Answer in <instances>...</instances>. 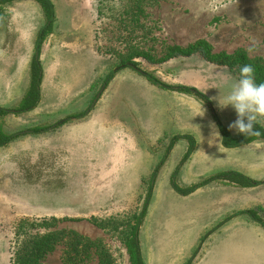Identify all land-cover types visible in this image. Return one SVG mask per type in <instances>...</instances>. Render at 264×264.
<instances>
[{"label":"rangeland","instance_id":"1","mask_svg":"<svg viewBox=\"0 0 264 264\" xmlns=\"http://www.w3.org/2000/svg\"><path fill=\"white\" fill-rule=\"evenodd\" d=\"M82 1L52 0L56 19L39 58L45 70L42 108L55 101L52 95L57 88L65 110L61 117L13 113L25 82L6 80L7 74L0 77V109L9 112L0 116V128L15 136L0 149V264H13L24 239L47 232L63 233L41 264H78L71 259L69 232L96 243L79 264H99L102 253L113 264H130L124 243L150 188L151 199L138 232L145 263L197 264L196 253L214 230L224 228V218L214 221L209 202L200 209L182 207L183 200L170 185L172 176L157 174L152 179L157 166L149 158H143L138 172L131 170L127 143L132 136L137 141L152 136L161 125L174 127L177 117L197 103L201 126L205 116L214 123V114L229 129L237 114L230 106L220 109L215 98L219 92L226 96L238 78L199 56L151 64L139 55L160 60L170 46L206 40L215 53L242 51L264 67V0H92L87 9ZM15 4L5 6L0 20V69L13 59L9 54L19 53L13 49L17 32L8 29L11 24L19 26L16 14L37 15L36 8L20 10ZM24 30L31 36L29 29ZM131 63L170 89L152 85L128 66ZM178 87L196 90L208 105L192 93L175 90ZM75 110L85 116L70 119ZM256 123L264 127V118ZM150 148L153 154L159 150ZM261 152L264 140L232 152L236 170L231 172L247 177V170L236 161ZM144 165L151 169L145 172ZM254 178L259 180L257 186L264 184V176ZM231 187L233 214L243 217L235 204L247 188ZM21 221L40 226L28 225L18 236ZM244 229L240 225L224 229L201 264H246V258L240 257L250 241ZM258 254L254 264L264 261V254Z\"/></svg>","mask_w":264,"mask_h":264},{"label":"crops","instance_id":"2","mask_svg":"<svg viewBox=\"0 0 264 264\" xmlns=\"http://www.w3.org/2000/svg\"><path fill=\"white\" fill-rule=\"evenodd\" d=\"M91 1L92 0H83V8L87 9L89 7L88 4ZM12 3H16L15 5L20 10H23V8L26 7H34L36 8L35 11L37 14L35 18H32L31 14L27 15L22 12L20 14H16L17 20H19L20 23L19 26L15 28V25L11 24L9 25L10 27L8 29H15V31L17 32L18 37H16L13 49L19 51V53L16 52V54H9L8 57L13 59L3 65L0 69V77L6 74L9 75V78H7L6 80L16 79V81H19L23 78V81L25 82V88L22 96L18 100V102L20 103L29 87L30 64L35 55V40L37 33L45 24V19L41 8L37 3L33 1H16ZM5 6L3 7L2 16L5 13ZM33 19H36V22H34ZM13 22L15 23L16 19H13ZM24 29H26L27 32L29 29L31 31V33H29L31 36L28 37V34L25 35ZM49 36L46 38L42 45L40 56H42L46 41ZM67 54L71 56V52ZM42 69L43 77L40 86L41 99L38 106L30 112L18 115L32 116L41 112V114L45 115L58 114L61 117L62 113H65V110L62 111L63 109L60 106L62 102L60 100V93L58 92L57 88L52 95V98L55 99V101L52 100L51 105H49L47 109L42 108L45 82V70L43 67ZM73 72L76 71L73 70L72 73ZM71 109L72 108H70L67 113L71 112ZM71 114H74V116H78L82 113L76 115L77 112L75 110ZM70 119L73 118L70 117ZM205 120L206 122L201 126L200 107L197 103L195 106L191 105L190 107H188L185 113H181V116L177 117L174 127L171 126L168 128V124L164 126L161 125L158 130H153L154 133L152 136L138 137V141L136 137L132 136V139L127 143L129 150L128 154L126 155L127 161L131 163V170H134V172H136L137 169L141 167L140 164L142 163V161H144L143 158H149V160L155 164L154 166H157V171L155 170L156 175L159 174V177L161 176V178H163L164 175H168L170 178L171 176L175 175V183L182 190H186L197 184L204 183L208 179H212V177L224 173H229L232 169L236 170V168H233L232 152L241 150L242 148L236 150L224 148L221 144V137H213V129L210 126L213 122L211 123V121H208L207 116H205ZM215 126L218 129L216 124ZM230 133L232 135L237 134L236 131H230ZM130 135L133 134L130 133ZM258 141L245 146V148L253 146ZM191 145L193 146L192 149L190 147ZM140 146H142L143 148L137 149V147ZM153 146L159 147V153H157L158 151H155L153 154V151L150 148ZM187 153H189V156L185 159ZM122 160L125 161L126 159ZM214 162L217 163V165H214ZM132 163L134 164L132 165ZM238 163H241L242 169L247 170H243L245 171L244 174L247 176V178L252 180L255 179L254 177L256 176H264V170H262L264 165V152L253 154V157L250 159L246 157L244 159L236 161V164ZM151 165L146 167L144 165L143 170L145 172L148 171V168L151 169ZM216 166H218V168H215ZM237 170L240 171V169ZM140 175L141 174H138L137 176ZM231 185L232 183L224 179H217L201 186L200 188L195 190V192L188 196H181L176 194L178 195L177 197L183 200L182 207L190 205L193 207L198 206V209H200L202 205L206 206V203L209 202L210 205H212L211 214L215 216L214 221L218 219L220 220L221 218H224L223 220L225 221L223 224L224 228L214 230L206 238L207 241L202 245V249L200 250V252L196 253L195 262L197 261V264L202 263L201 258L204 256L205 251H207L208 247H210L212 241L218 238L219 234L222 233L223 230L228 226H230V230H233V226L236 225L245 227L243 231H245L246 236L248 235L250 241H248V246H245L240 257H242L241 260H244L246 258V264H254L256 258L261 255L258 253H262V255L264 254V250L261 248L263 246L262 244H264V228H262L259 224L250 219L248 215H246V212L257 209L261 210L264 214V184L257 187L245 189L246 193L240 194L238 199H236L237 205L235 204V210L239 209L240 214L238 215L243 216L240 218L234 216L232 211L234 204ZM257 188L261 190L258 193H254V191H248L250 189L255 190ZM219 222H216L215 225ZM186 264H190V262H187ZM261 264H264V261L261 262Z\"/></svg>","mask_w":264,"mask_h":264},{"label":"trees","instance_id":"3","mask_svg":"<svg viewBox=\"0 0 264 264\" xmlns=\"http://www.w3.org/2000/svg\"><path fill=\"white\" fill-rule=\"evenodd\" d=\"M16 1H33L37 3L41 8V11L45 19V24L37 33L35 40V46H34L35 55L30 64V83L28 90L25 96L23 97V99L21 100V102L19 103L18 108L16 109V111H14V113L16 114H23L34 110L40 102L41 99L40 86L43 77V69L39 60V56L44 41L52 33V26L54 25L56 15H55V7L51 0H0V18L3 13V7L6 4ZM193 56H199L207 63L216 66L226 67L237 78H239L240 67L244 64H250L255 69L256 82L264 83V67L260 62L250 60L247 57V55L242 51L235 52L233 54L215 53L213 51L212 46L206 40H197L187 45L186 47L170 46L166 49V53L164 57L160 60H155L154 58L145 54L139 55V57L145 59L151 64L164 63L175 58H180V57L190 58ZM131 65H133L136 69L138 67L136 63H131ZM142 75L145 76L146 79L152 85L161 87L163 89H170V87H168L161 81H158L155 78L146 75L144 73ZM175 90L181 93H188V94L192 93L208 105L206 98L194 89H190L187 87H178ZM7 113H8L7 111L0 109V116H5ZM84 116L85 113L71 118L80 119L83 118ZM213 117L220 133L221 144L226 149H239L244 146H248L249 144L255 141L264 139V127L259 123H256L255 125L259 135L244 136L238 133L232 135L229 129L225 127L214 114ZM14 139L15 136H9L4 134L0 128V149L6 146L7 144H9L10 142H12ZM190 147L191 149L193 148L192 145ZM189 153H187L185 159L188 158ZM155 176L156 173L153 174L152 179H154ZM217 179H224L241 188H252L260 184L259 182L253 181L243 176L242 174L234 173V172L224 173L215 176L204 183L197 184L186 190H182L176 185L175 175L172 176L170 184H171V188L176 194L181 196H188L193 192H195V190H197L201 186L208 184L213 180H217ZM151 195H152V189L150 188L146 194L143 208L140 214L137 215L135 219V223L132 225L130 229V233L127 236L124 243L130 264H145L140 248V243L138 240V232L142 224V221L146 215L148 205L151 199ZM246 215H248L250 219H252L254 222L259 224L262 228H264V214L262 213L261 210L258 209L251 210L246 212ZM28 225L40 226V224H31L27 221H21L17 224L16 227L17 235L20 236L21 233L23 232L22 230H24ZM42 226L44 225H41V227ZM61 233L63 232H58V233L47 232L44 233L43 235H33L32 237L31 236L27 237L26 239H24V241L21 244L17 246L18 248L14 254L13 264H41V261L44 259L45 255L53 250L55 244L59 240V236L61 235ZM69 234L71 235V239H72L70 246L74 252L73 258L71 259L73 260V263L77 262L79 264L80 261H83V254L85 253V251L87 249L89 250L91 247H94L96 243L88 239H85L74 232H69ZM98 259H99V264H113L109 255H107L106 253H102L101 255H98Z\"/></svg>","mask_w":264,"mask_h":264},{"label":"clouds","instance_id":"4","mask_svg":"<svg viewBox=\"0 0 264 264\" xmlns=\"http://www.w3.org/2000/svg\"><path fill=\"white\" fill-rule=\"evenodd\" d=\"M220 109L232 107L237 119L229 125L230 130H235L244 136L259 135L256 122L264 118V83H257L255 69L250 64H244L239 69V78L235 80L226 96L215 98ZM204 114V112H203ZM213 137L220 138L219 130L212 123Z\"/></svg>","mask_w":264,"mask_h":264},{"label":"water","instance_id":"5","mask_svg":"<svg viewBox=\"0 0 264 264\" xmlns=\"http://www.w3.org/2000/svg\"><path fill=\"white\" fill-rule=\"evenodd\" d=\"M129 67H131L133 70L138 71L139 73H141L139 70H137L133 65L129 64ZM143 74V73H142ZM103 90L100 91V93L97 95L96 100L100 97L101 93ZM96 100L94 101V103L92 104L91 108L94 107Z\"/></svg>","mask_w":264,"mask_h":264}]
</instances>
